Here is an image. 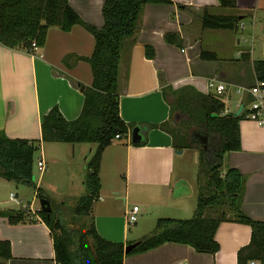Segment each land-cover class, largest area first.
I'll list each match as a JSON object with an SVG mask.
<instances>
[{"label":"crops","instance_id":"obj_1","mask_svg":"<svg viewBox=\"0 0 264 264\" xmlns=\"http://www.w3.org/2000/svg\"><path fill=\"white\" fill-rule=\"evenodd\" d=\"M67 1L85 23L102 26L104 0ZM235 1L241 31L202 29L204 7H210L212 13L229 11L220 8L218 0H172L145 4L134 36L123 41L117 86L119 114L131 127L125 137L101 153L99 201L91 213L103 238L125 246L153 232L152 225L141 229L135 224L129 229L126 215L133 196L143 206L138 213L153 223L159 218L192 217L197 186L180 167L176 170L190 149L176 152L179 148L174 147L165 124L171 119L170 106L177 91H184L185 96H219L224 113H232L240 105L247 111L245 105L252 97L237 90L257 82L252 62L264 59V0ZM246 29L252 33L250 45L241 44L238 36ZM166 33L178 34L182 45L166 42ZM146 45L152 47L151 57L145 54ZM93 46V36L80 24L69 31L49 27L44 45L32 53L0 44V131L10 138L41 144V118L53 106L64 118L75 119L84 99L79 89L92 83L90 65L84 58L91 55ZM201 49L215 53L217 59H201ZM211 79L224 84V91L216 93L209 88ZM161 124L164 128L151 127ZM136 125L142 136L140 144L130 140L131 128ZM238 125L240 148L224 154L222 169L234 167L241 173L240 209L250 218L264 221V126L246 116ZM70 147L75 151V144ZM94 149L90 147L89 152ZM41 158L44 160L43 153ZM106 179L112 181L109 186ZM13 198L17 195L10 193L8 199L0 195V202ZM28 210L26 219L17 223L0 215V238L8 240L11 249V257L0 264H55L50 230L37 210ZM211 213L206 211V215ZM250 232L248 224L222 221L214 234L219 249L213 254L198 252L189 244L165 242L128 254L122 264H237V251L248 244Z\"/></svg>","mask_w":264,"mask_h":264},{"label":"trees","instance_id":"obj_2","mask_svg":"<svg viewBox=\"0 0 264 264\" xmlns=\"http://www.w3.org/2000/svg\"><path fill=\"white\" fill-rule=\"evenodd\" d=\"M218 1L220 8L229 11L212 13L210 7H204L202 29L237 31L241 17L236 12V1ZM148 3H172V0H104L103 24L97 28L85 23L67 0H0V44L4 47L32 53V42L37 47L43 46L49 27L69 31L75 24H80L91 33L93 51L84 59L90 65L92 83L82 91L84 99L80 114L68 120L57 106H53L41 118L40 141L96 144L85 165L84 193L56 203L32 182L34 154L39 141L10 138L0 131V178L32 185L37 199L49 200L51 211L38 210L36 214L50 230L55 264H122L128 254L143 252L165 242L185 243L198 252L213 254L219 249L214 234L222 221L250 226V240L237 251V264L261 261L264 259V221L250 218L240 209L241 173L234 167L222 169L224 154L240 148L238 123L247 111L243 109L236 117L224 113L223 101L212 94L185 96L184 91L175 93L171 114L180 111L186 117L185 121L195 124L190 140H185L179 131L177 133L175 128L165 124V130L173 137L174 147L195 148L198 153L200 178L192 217L157 219L153 232L142 237L129 253L124 252L123 243L107 240L96 230L91 210L100 194L101 153L116 134L126 136L131 127L119 114L117 86L121 47L123 41L134 36L142 9ZM177 7L186 8L183 4H177ZM164 39L182 45L176 33H166ZM152 53V47L146 45V56L151 57ZM200 58L217 59L215 53L205 49H201ZM252 69L256 80L264 82V59L254 60ZM214 113L217 115L212 116ZM151 127L164 128V124ZM176 133H180L181 141L176 139ZM207 210L213 213L206 215ZM27 214L21 209L0 210V215L7 216L10 223L24 221ZM85 217L89 220H83ZM10 257L9 241L0 238V262Z\"/></svg>","mask_w":264,"mask_h":264},{"label":"rangeland","instance_id":"obj_3","mask_svg":"<svg viewBox=\"0 0 264 264\" xmlns=\"http://www.w3.org/2000/svg\"><path fill=\"white\" fill-rule=\"evenodd\" d=\"M240 31L242 28H239ZM251 31L246 29L244 32H239V38L241 39V44H251ZM264 57V56H263ZM233 88H231L232 90ZM246 107L249 104L245 105ZM187 120L180 111H173L171 119L169 120L168 126L175 128L185 137V140L191 139V133L195 129V124L185 121ZM176 133V139L182 140L181 136ZM125 137V136H124ZM118 139H113L111 143H116ZM36 150L34 154V164L32 171V182L37 187H40L46 195L52 199L54 202L59 203L62 201H67L71 199L70 197L79 196L84 193V179L86 178L87 169L86 162L90 159L92 152H89V148L93 149L96 147L95 144L80 143L75 144V151L72 152V147L70 143H59V142H39L36 143ZM182 155L180 162L176 164V170L180 167L185 173L186 177L191 180L194 186L198 185L199 172L197 165V150L195 148H189ZM75 152V154H74ZM41 153H43L45 167L43 171H40L36 162L40 158ZM195 153V155H194ZM196 156V160H195ZM197 179V181H196ZM0 195L9 198L10 193L14 194L17 198L14 200L18 201L14 204L13 209H20L24 211H29L28 208H34L37 210L40 208L39 199L35 197V189L31 185H25L20 181L15 180H5L1 179ZM3 182V183H2ZM112 182L106 179V185L109 186ZM110 183V184H109ZM197 190V187H195ZM176 191H179L177 188ZM129 197V208L135 203L140 208V213L142 210V203L136 199L135 196ZM99 199L96 201L98 202ZM190 201V199H189ZM95 202V203H96ZM140 213L137 214V220L129 224L128 227L133 228L135 224L141 229H147V226L154 228L155 222L148 220L147 217H141ZM212 214V213H211ZM83 220H89L88 217L83 218ZM152 232V231H151Z\"/></svg>","mask_w":264,"mask_h":264},{"label":"built area","instance_id":"obj_4","mask_svg":"<svg viewBox=\"0 0 264 264\" xmlns=\"http://www.w3.org/2000/svg\"><path fill=\"white\" fill-rule=\"evenodd\" d=\"M31 47L33 49L37 48V45L34 41L32 42ZM208 86L209 88L214 89L216 93H221L225 89L224 84H221L220 82L214 79H211L208 82ZM237 91L238 92L246 91L252 97V100L250 101L246 112V117L250 120L255 121L257 124L264 126V82L257 81L253 86L249 88L242 87L239 88ZM120 138H122V136L116 134L114 139H120ZM36 166L40 171H43L45 167L44 160L42 158L38 159L36 162ZM138 211H139V207L137 205H133L130 208V210L126 215L127 224H132L137 220ZM249 264H264V259L261 261H250Z\"/></svg>","mask_w":264,"mask_h":264},{"label":"water","instance_id":"obj_5","mask_svg":"<svg viewBox=\"0 0 264 264\" xmlns=\"http://www.w3.org/2000/svg\"><path fill=\"white\" fill-rule=\"evenodd\" d=\"M80 91L83 90V86L80 87L79 89ZM243 109V105H240L234 112H232V116L236 117L239 116L241 111ZM217 114H212V116H216ZM141 133H140V127L139 126H133L131 128V133H130V140L132 143H138L141 140ZM181 149H177L176 152H181ZM14 204H16V201L10 200V201H5V202H0V209H5L7 207L13 206ZM39 205L40 208L38 210H42L44 212L49 213L51 211L50 208V202L48 199L46 198H39ZM139 243V240L133 243H129L127 245L124 246V252L125 253H129L133 248H135Z\"/></svg>","mask_w":264,"mask_h":264}]
</instances>
